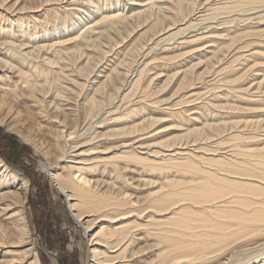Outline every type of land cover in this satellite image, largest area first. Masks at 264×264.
<instances>
[{
    "label": "bare ground",
    "instance_id": "obj_1",
    "mask_svg": "<svg viewBox=\"0 0 264 264\" xmlns=\"http://www.w3.org/2000/svg\"><path fill=\"white\" fill-rule=\"evenodd\" d=\"M0 127L90 264H264V0H0ZM29 189L0 157V264H42Z\"/></svg>",
    "mask_w": 264,
    "mask_h": 264
},
{
    "label": "rangeland",
    "instance_id": "obj_2",
    "mask_svg": "<svg viewBox=\"0 0 264 264\" xmlns=\"http://www.w3.org/2000/svg\"><path fill=\"white\" fill-rule=\"evenodd\" d=\"M32 118L30 122L35 124ZM0 157L30 181L27 217L42 264H90V236L85 233V226L76 221L66 195L40 170L44 159L18 136L1 127Z\"/></svg>",
    "mask_w": 264,
    "mask_h": 264
}]
</instances>
